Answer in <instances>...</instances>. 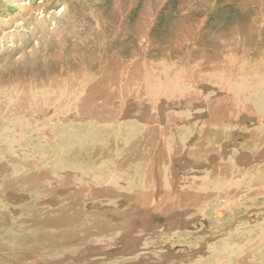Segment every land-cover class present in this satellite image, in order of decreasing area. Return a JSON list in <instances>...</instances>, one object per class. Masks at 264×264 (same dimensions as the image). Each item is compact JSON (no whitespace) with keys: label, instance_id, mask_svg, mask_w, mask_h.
Wrapping results in <instances>:
<instances>
[{"label":"rangeland","instance_id":"374dc122","mask_svg":"<svg viewBox=\"0 0 264 264\" xmlns=\"http://www.w3.org/2000/svg\"><path fill=\"white\" fill-rule=\"evenodd\" d=\"M41 39L45 43L44 50L47 46L52 45L50 52L43 53ZM263 42L264 0H0V95H6V90L9 91L8 95L15 93L19 96H28V93L39 92L40 95L46 97L44 93V90H46L52 96L57 91L54 81L61 76L59 66L54 64L59 61L60 55L64 56L67 53L65 62H69L70 46L79 47L81 51H84V47L92 48L95 56L99 55L105 48L103 58L110 63L109 69H106L108 74H116V72L118 75L129 73L133 74L132 76L135 79L161 83L160 85L164 87H167L170 82L178 84L180 88H183V85L186 84L190 92L197 95V98L177 99V102L174 100L168 101L169 99L162 96L144 101L145 98L143 97L146 96H143V103L139 109L140 113L138 112L137 115L136 104L133 101L126 103L127 108L125 107L120 114V118L113 125V127L128 125V131L120 136L119 142L126 158L137 161L136 165L144 166L141 168L142 171L147 167L152 169V166L157 167L158 163L165 162L167 167L170 166V171L167 167L165 171L173 176L169 178L175 179L174 181L183 188V186H188L190 183L189 180L182 181L184 175L191 176L190 180L197 179L196 181H198V179H206L207 174H209V159L198 163L194 161V158L188 157L192 147L194 148L195 145L199 147L202 144V149L205 152H210V158L213 159L215 156L214 158L219 159L220 156L221 158L224 156L226 161L224 159L220 163H225L226 166L232 165L231 168H234L233 170L236 173L243 170L245 175H249V172L257 175L259 172H264V137L261 138L257 133L254 134L258 130L256 128L259 127L256 115L243 113L240 115L241 117H235L237 122L234 123L233 127H224L217 130L211 126L207 129L209 135H206L207 130L202 127V124L210 119V104L217 99L216 95L220 90L219 75H223L221 73L223 70L229 71L234 68L238 71V73L230 72L229 77L221 76L224 81L230 77L234 79L243 78L246 88L254 85L255 91L251 92V96H255L264 90V81H261L264 73ZM241 43H244L245 46ZM62 45L67 50L58 52V48ZM53 57L56 59L53 60ZM70 63L75 64V67L68 68V71L80 70L78 61H71ZM223 63H225V66L222 65ZM93 76L91 75V77ZM97 76V78H100L103 77V74L98 73ZM178 86L176 85V88H179ZM222 92L225 93V91ZM185 93L184 90L183 95ZM5 99H12L14 102L20 101V98L14 99L8 96ZM13 108L19 109L17 103L9 106L10 110ZM20 109L19 113L10 112V114L26 117V112L22 108ZM150 114L152 115L150 116ZM259 115H261L264 122V113ZM71 118L72 116L67 117V120ZM169 118H171V123L174 121L173 127L169 126L170 128L168 127L171 124ZM143 121L146 125H143ZM41 123L42 121H36L28 128H19L25 124V120L21 119L20 123H6L5 126L10 125L8 135H11L12 130L15 128L18 129L16 133L20 136L23 135L22 137L24 135L30 136L36 132L38 136L36 145L44 146L45 143L52 142L50 136L54 134L52 129L44 128V126L37 130L38 124ZM148 128H153L156 132H149L148 130V134H146L145 130ZM44 130H46V136L43 135ZM259 131L261 135L264 134V128L259 129ZM162 132L164 133L162 134ZM110 140L103 138L104 143H108ZM10 141L13 140L10 139ZM30 145H32V142H29L26 148L24 147L26 151L24 157L26 158L30 152ZM142 145H144V149ZM164 146V150L167 151L164 159L161 161L158 158L154 160V154H158V151H161ZM9 148L10 154L19 156L18 149L20 147L15 144L12 148ZM121 150L118 151L116 148L114 151L120 153ZM168 153L170 154L167 155ZM229 158L232 160H229ZM245 160H251L252 162L247 161L244 163ZM119 165L116 164L114 167L116 168ZM136 165L133 168L134 172L139 167L138 165L136 167ZM236 165L237 167H235ZM92 170L96 173L94 174L89 170V174H93V177L86 178L88 184H96L93 187L98 190H104L105 186H112L119 197L128 196L132 188L126 187V184L129 185L126 180L121 178L117 181L114 177L112 181L108 179L109 181L106 180L103 184L104 179L98 175V169ZM137 175L140 178L136 181L143 182L146 179L142 172ZM257 177L260 180L263 179L264 175ZM250 178L252 179L249 183L256 182L254 176L250 175ZM154 179H156L154 189L158 192L160 191L158 183H161L162 179ZM217 180L220 181V179ZM228 183L235 192V198L245 192L246 189V193L249 192L250 195L252 194L250 191H254L249 196L251 199L243 205L236 206L235 204L232 206L231 204L230 206L224 203V200L218 201L215 196H212L208 199L209 201L205 198L198 204L186 203L184 209L173 211L171 214H150L153 217L150 218L151 220H145V223L126 219L129 225L136 223L134 234H137L138 231L142 232L137 238L138 241L136 240L132 245L129 244L128 247L116 242L113 246L110 245L103 250L99 249L100 246L113 242L116 231L105 234L106 237L103 236L106 244L100 241L96 242L97 245L87 244L85 240L80 242L81 237L79 236V238L65 240V244L63 240L54 236L52 240H49L50 246L48 245L49 242L45 243L37 232L43 222L47 223L44 228L59 230L61 224L66 221V217L73 215L77 217L80 212H83L87 217L90 215V218L82 217L80 221L95 225L94 229L99 227L98 224L101 226L104 222H108L110 226L122 223L120 218L121 216L125 218V216L111 212L112 202L107 197L98 196L94 198L90 194L92 198L83 199L80 212L78 210L75 212L76 206L74 209L71 206H67V208L62 204L56 206V202H45L41 197L22 201L21 198L17 197L18 192L16 190L17 188L20 190V186H17L15 179H13V184L8 188L5 185L3 188L0 183V192L6 193L8 191L6 193L7 197H0V199H3L1 201L3 203L7 202L11 210H16L17 212H14L16 215L18 214V208H20L17 219L13 217L15 218V224L12 221L7 222L5 230L12 231L21 224L22 232L28 235L27 238L22 240V245L25 243L22 249L25 250L30 246L33 248L37 246L38 249V246L42 243L45 244L41 245V249L47 251V253L49 250L56 253L62 249L57 256L49 257L47 259L49 261L44 264L52 262V260L55 261L53 262L55 264H88L99 260V262L105 264H135L134 260L131 259L137 256L150 260L149 264H216L222 257H226V250L230 252L226 255L230 258V261H233L234 256L231 251L235 250L237 252L241 247L243 241L228 242L226 240L225 233L241 226L236 227V223H252L254 221L251 220H256L253 217L257 215L258 223L260 221L263 223L260 226L258 224V226L260 229H264V222H262L264 220V199L261 194L256 192L258 186L253 188L252 185L247 184V188L242 189L241 185L244 182L241 181L240 176L239 178H230ZM137 184L138 182L134 183L133 188ZM216 185L219 189L218 182ZM221 187H223V184ZM21 188L22 195L25 196L24 193L29 190L27 187ZM252 188L253 190H251ZM12 190L16 193L10 192ZM34 190L37 191L33 188V190H30L32 192L30 194H33ZM41 192L43 191L41 190ZM21 201L25 203L23 204ZM207 201L208 203L204 206ZM13 202L15 207L12 204ZM16 203L18 204L16 205ZM75 203L77 205V202ZM255 205L259 206L260 209L256 213L253 210ZM246 207H250L249 211L243 212L241 209ZM59 208L61 209L59 210ZM215 211L220 212V216H217ZM231 211H238L239 214L237 212L236 215L230 218ZM55 212L59 213V216ZM24 214L26 215L24 216ZM250 215H253L251 220ZM146 216L148 215L145 214L141 217ZM25 223L26 225H24ZM31 224L36 225V227ZM85 228L83 229L85 230ZM32 229H36V232H31ZM41 241L42 243H40ZM143 241L148 243L143 246ZM3 244V242H0V248H3V253L6 252L4 254L7 255V258H9V255L15 256L19 253L18 251H21L16 246L17 241L6 242L4 245L7 248ZM65 257L73 260L80 259V261L76 260L75 262L71 259L63 261ZM23 260L27 262L26 258ZM103 260L104 262H102ZM7 261L2 264H11ZM12 261V264L18 263L15 257L12 258Z\"/></svg>","mask_w":264,"mask_h":264},{"label":"bare ground","instance_id":"6f19581e","mask_svg":"<svg viewBox=\"0 0 264 264\" xmlns=\"http://www.w3.org/2000/svg\"><path fill=\"white\" fill-rule=\"evenodd\" d=\"M41 40L43 42L42 44L43 53L45 54L46 52H50V48L52 47V45H50V47L47 46L44 50L45 43L43 39ZM242 44L244 43H241V45ZM83 49L84 51H81L79 47L75 48L74 46H70L68 53V59H70V61L65 62V58L67 56L66 53L64 54V56L60 55L59 61L54 63L55 65L59 66L61 72L59 73L61 76H59V78H57L54 81L55 82L54 86L57 91L52 96H50L49 92L46 90H44L46 97L40 95L39 92L28 93L29 94L28 96H23V95L19 96L18 94L15 93L8 95L9 91L6 90H5L6 95H0V183L2 187L5 185L8 188L11 184H13V179H15V183L17 184V186H20V190L19 188L16 189L18 192L17 197H19V199L21 198L22 201H28L33 199L34 197H41L45 202H52V201L56 202V206L62 204L65 207L71 206L73 209L76 206V208L74 209L75 212L76 210L80 212V208H82L81 202L83 199L92 198L91 195H93L94 198L98 196H104L109 198V201L112 202L111 212H113L114 214L124 215L125 218L121 216L120 219L122 220V223H116L113 226H110L108 222H104L103 224H101V226L98 224L99 227L96 229H94L95 225L93 224L89 225V223L86 224V222L80 221L82 217L90 218V215H88L87 217L84 215L83 212L78 213L77 217L76 215L75 216L70 215L71 217H66V221L63 220L64 222L61 224L62 230L61 229L56 230V228L46 229L44 228V225L47 223L43 222L41 223L43 225L39 227L37 233L39 234V237H41V239L45 241V243L49 242V240H52V237L55 236L57 239L60 238L61 240H63L64 243L66 242L65 240L81 237L80 242H84L85 240L87 244L92 243V245H94L96 244L97 241L104 242L106 244L105 240H103L104 238L103 236L112 231L113 232L116 231L117 233L114 235L115 237L113 238V242H109L110 244H106V245H101V246L99 245L100 246L99 249L100 250L106 249L110 245L113 246L114 244H116V242H118L120 245H124V247H128L129 244L132 245L136 242L137 238L142 232L138 231L137 234H134L133 233L135 230L134 225L136 223L134 222L133 224L129 225L127 220L132 219L135 221L138 220L141 223H145V220L147 219L149 220L150 218L153 217L150 216V214H160V215L167 213L171 214L173 213V211L184 209V207H186L184 204L186 203L198 204L202 202L205 198L208 200L212 196H215L218 201L224 200L223 202L230 206L231 204L232 206L235 204L236 206L245 204L247 201L251 199V197L249 196H251L254 191L253 192L250 191V193H252L250 195L249 192L246 193V189H245V192H242L241 194L237 193L239 195H237L235 198L234 197L235 192L234 190H232V188L228 183L230 181V178L234 179V177L239 178L240 176L241 181L244 182V184L241 185L242 189H244V187L247 188V184L252 185L253 188L254 186H256V188L258 186V191L256 192L261 194V197L264 199V190H263L264 177L263 179L261 178L260 180L259 177H257V176H261L262 174L264 175V172H259L257 173V175H255V173L251 174L248 171L249 175H245V172H243L242 170L241 172L236 173L233 170L234 168L233 169L231 168L232 165L226 166L227 164L220 163L221 160L225 159L224 156L223 158H221L220 156L221 158V159L219 158L220 160L214 158L215 156L213 157V159L210 158V152H205L202 149L203 148L201 146L202 144H200L199 147H197V145H195L194 148L192 147L191 151L188 153V157L190 156L194 158V161L198 163L200 162L202 163L203 161H206V159L207 160L209 159L210 171L209 174H207L206 179L205 178L201 180L198 179V181H196L197 180L196 179L193 181L189 179L191 176L189 177L188 175H184L183 178L181 177L182 181L189 180L190 183L188 186H183V188H181V186L176 181H174L175 179H172L173 176L170 175L169 172L165 171L166 170L165 168L167 167L165 162L158 163L157 167H154L155 165L152 166V169L147 167L144 171H142L141 169L144 166L137 164L140 168L138 167V170H135L134 172L133 168L136 165L137 161L130 160V158H126L124 156L125 155L124 152H122L123 149L120 148L121 146H119L120 136H123L124 133L128 131V125L113 127V125L116 123V120L120 118V114L124 111L126 107V103H128L129 101H133L136 104V112H137L136 115H137L138 112L140 113L139 109L143 103L142 101L143 96H146L143 97L145 98L144 101H149L151 98L154 99V97L160 98V96H162L164 98L169 99L168 101L174 100L177 102V99H185V100L190 98L194 99L197 98V95L194 94V92H190L186 84L183 85V88H180L178 84L176 83L174 84L173 82H170L167 85V87H164L160 85L161 83L157 84V82L151 83V82H144L142 80L135 79L134 76H132L133 74L131 75L129 73L126 74L121 73L118 75L116 72V74H108L106 72V69L107 70L109 69L108 67L110 66V63L103 58L105 53V48L97 56L94 55V51L92 50V48L84 47ZM66 50L67 48L64 47V45L58 48V52L66 51ZM55 59L56 58L53 57V60ZM71 61H78L80 64V70H77L75 72L68 71V68L75 67V64L70 63ZM114 61H116V59H114ZM222 65L225 66V63H223ZM230 72L238 73V71L233 68L229 71L223 70L221 72L223 73V75L221 74L219 75L220 81L218 82V84L220 86V90L219 93L216 95L217 99L212 101L210 104V109H211L210 110L211 114L209 115L210 119L205 123H203L202 127H205L206 130L209 129V127L211 126H213V128L217 130H220L224 127H233L235 125L234 123L237 122L235 121L237 119V118L235 119V117H238L243 113H248V114L256 115V117L258 118L259 127L256 128L258 130L254 132V134L256 135L257 133L259 137L263 138L264 134L262 133L263 135H261L259 129L264 128V122H263V118H261V115L259 114L264 113V100L262 99L264 95V90H262L259 94H256L255 96H251V92L255 91L253 88L254 85L253 87L249 86L246 88L245 81L243 78L234 79L233 77H230V78H226L225 81L222 80V77L225 76L229 77L231 74ZM98 73L103 74V77L97 78ZM91 75L94 76L91 77ZM258 78L260 79V77ZM209 81L211 83L210 79ZM261 81H264V73H263V80ZM260 84L262 85L263 82ZM176 85L179 88H176ZM184 90L186 92L185 95H183ZM222 91H225V93ZM6 96L12 97L14 99L20 98V101L14 102L12 99L7 100L5 99ZM254 97H256L257 99H255ZM14 103H17L19 109L13 108L10 110L9 106L13 105ZM20 108H22L26 112L25 114L26 117H19L15 114H10V112L19 113L21 111ZM126 112L130 114L128 111ZM151 115L152 114H150V116ZM70 116H72V118L70 120H67V117L69 118ZM21 119L25 120V124L23 126H20L19 128L24 127V129L28 128L29 126H31V124H33L36 121H42L41 124H38L39 127L37 128V130L41 126H44V128L52 129V133L54 134L50 136L52 142L45 143L44 146H38L36 145L38 138L36 132L35 134H31L30 136L24 135V137H22L23 135L20 136L16 133L18 129L15 127H14L15 129L12 130L11 135H8L9 134L8 129L10 125L5 126V124L16 123V122L20 123ZM169 121H170L169 123H171V118H169ZM143 123H144L143 125H146L144 121ZM173 123L174 121L171 124H169L168 127L169 126L173 127ZM148 130L149 132L154 131L153 128L151 129L148 128L145 130L146 134H148ZM164 132H162V134ZM205 133L207 135L209 133L208 130ZM43 135L46 136V130L43 131ZM103 138H107L111 140L108 143H104ZM10 139H12L13 141H10ZM29 142H32L33 146L30 145V152L28 154V157L26 158L24 157L26 153L24 147L26 148L29 145ZM13 144L14 145L16 144L18 147H20L18 149L19 156L17 154H10L9 152L8 148L9 147L12 148L14 146ZM142 146H143L142 148L144 149V145ZM116 148L118 149V151L122 149L121 152L119 153L114 151ZM164 149L165 146L161 151H158V154L156 155L154 154L153 159L156 160L158 158V160L160 161L164 159V156L167 153V151ZM169 154L170 153H168L167 155ZM231 158H229V160H232ZM247 161H251V160H245L244 163ZM116 164H120L121 166L119 165L118 167L115 168L114 166ZM127 167L128 169H126ZM169 167H167L168 171H170ZM235 167H237V165ZM92 169L94 170L98 169L99 171L98 175H100L102 179H104L103 184H105L106 180L112 181L114 177H116L117 181L120 180L121 178L126 180L129 183V185L126 184V187L132 188L130 189L128 196L119 197L118 194L114 192V188L112 186L111 187L105 186L106 188L104 190H98L93 187L96 186V184L94 185L88 184L86 178L93 175V174L92 175L89 174L90 172L89 170L93 172ZM139 171L142 172L144 177L146 178L143 182L140 180L136 181L137 179L140 178V176L137 175L138 173H140ZM250 175L254 176V180L256 182H253L252 184L249 183L250 179H252L250 178ZM170 176H172L171 179L169 178ZM154 178H157L159 180L162 179V182L158 183L160 187V191L158 192L156 191V189H154V185L156 183L155 182L156 179ZM95 179L97 178L95 177ZM217 179H220V181H218ZM19 180L21 181L19 182ZM134 181L138 182V184L133 188L134 183H136ZM217 182L220 186L219 189L217 188L216 185ZM16 184L14 185L16 186ZM222 184L223 187H221ZM21 187H27L29 190L24 193L25 196L22 195ZM33 188H35L37 191L34 190V193L30 194L31 192L30 190H33ZM253 188L251 190H253ZM41 190L43 192H41ZM239 191L241 192V190ZM10 192L16 193L14 190ZM6 193H8V191ZM6 193L1 191L0 197L2 198L7 197ZM2 200L3 199H0V202ZM22 201L21 203H23ZM208 201L204 203V206H206L205 204H207ZM75 202H77V205ZM2 203L3 202H1L0 204V242L6 244V242L8 241H17L16 246L18 247V249H21V251H18L19 253L15 254V256L9 255V258H7V255L4 254L6 252L3 253V248H0V264L6 262L7 260H8L7 262L12 264L13 257H15V260L18 261V263L20 264H34V263L44 264L45 262L49 261L47 260L49 257H55L60 253L62 249L58 250L56 253L50 250L48 253L47 251H43L41 249V245L45 243H42V241L40 242L42 244L38 246V249L37 246H34V248L30 246V248H27L25 250L22 249L23 245L25 244L24 243L22 245V240L24 238H27L28 235L22 232V228L20 226L21 224L19 225V227H16L12 231L5 230V225L7 224V222L10 221H12V223L15 222L14 219L15 218L17 219V215H19L20 208H18V214L16 215V213L14 212L17 211L16 210L13 211L14 209L11 210V208L7 205V202H4L3 204ZM12 204H14V202ZM17 204L18 203H16V205ZM249 208L246 207L241 210L245 212V211H249L248 210ZM253 208L255 213L256 211L260 210L259 206L256 205L253 206ZM60 209L61 208H59V210ZM217 211H215V213H217ZM237 212L238 211H234V212L231 211L232 214L229 217L232 218L234 215H236ZM31 213L32 215H34L33 212ZM55 213L57 214V212ZM255 213L254 215H256ZM58 214L57 216H59ZM145 214L148 216L141 217V216H145ZM25 215L26 214H24V216ZM251 216L253 215L249 216L250 220L253 218L256 219V220H251L254 222L244 223V224L242 222L236 223L237 225L236 227H238L239 225L241 226L234 229L233 231L225 233L226 240L228 242L243 241L241 243V247L237 252H235V250L231 251L232 255L234 256L233 259L234 262L230 261V258L226 255V254H230V252L229 250H226L225 252L226 257H222V259L216 264H264V229L259 228L260 224L263 223H261V221L258 223L257 215L256 217L254 216L253 218ZM31 219L33 220L34 218L32 217ZM262 222H264V220ZM24 225H26V223ZM33 226L36 227V225ZM88 226L91 227L92 229H90ZM84 227H86L85 230L83 229ZM82 229L84 230L83 232ZM31 232L33 233L36 232V229H32ZM47 237L49 238L47 239ZM147 243L148 242H144L143 246H145ZM50 244L51 243L49 242L48 245L50 246ZM4 246L6 247V245ZM24 258H26L27 262L23 260ZM67 259H71V258L65 257L64 260L63 259L61 260L65 261ZM76 260L80 261V259H74L73 261L76 262ZM131 260H134L135 264H149L150 261L148 259H144L143 257L139 258L138 256ZM99 261H92L91 263L88 264H105ZM53 262L55 261L52 260V262L46 264H55ZM102 262H104V260Z\"/></svg>","mask_w":264,"mask_h":264},{"label":"water","instance_id":"95a60500","mask_svg":"<svg viewBox=\"0 0 264 264\" xmlns=\"http://www.w3.org/2000/svg\"><path fill=\"white\" fill-rule=\"evenodd\" d=\"M216 215H217V216H220V212H218Z\"/></svg>","mask_w":264,"mask_h":264}]
</instances>
